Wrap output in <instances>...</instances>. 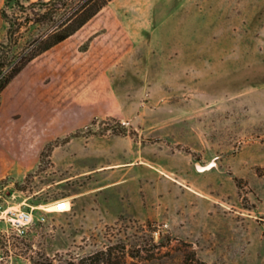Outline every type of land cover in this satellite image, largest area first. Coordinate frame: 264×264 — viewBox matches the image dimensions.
<instances>
[{
  "label": "rangeland",
  "instance_id": "obj_1",
  "mask_svg": "<svg viewBox=\"0 0 264 264\" xmlns=\"http://www.w3.org/2000/svg\"><path fill=\"white\" fill-rule=\"evenodd\" d=\"M182 1L130 13L143 23L105 4L1 92L0 264L118 241L140 249L127 264H264V0Z\"/></svg>",
  "mask_w": 264,
  "mask_h": 264
},
{
  "label": "trees",
  "instance_id": "obj_2",
  "mask_svg": "<svg viewBox=\"0 0 264 264\" xmlns=\"http://www.w3.org/2000/svg\"><path fill=\"white\" fill-rule=\"evenodd\" d=\"M27 1L28 3L25 4L23 0H5L0 8V17L7 24V41L5 43L0 42V94L29 61L73 34L110 0ZM11 4L16 6L21 12L26 13L24 18L16 11H8L7 8ZM40 8H44V11L39 12ZM29 12L33 13V19L30 17ZM43 18H48L49 20L47 27L36 34H32L27 39L29 46L17 58H9L8 53L14 45L19 43L22 37V28L30 26V23L26 22L39 21L43 20ZM112 129L116 132L130 135L133 132L125 125ZM139 251L138 247L135 251L127 249L124 242L118 241L78 258H60L58 263H54L52 258L47 257L42 261H36L35 264H127V256H136ZM189 254H185V262ZM190 256L195 262L200 261L203 264V261L196 256L194 251H192Z\"/></svg>",
  "mask_w": 264,
  "mask_h": 264
},
{
  "label": "crops",
  "instance_id": "obj_3",
  "mask_svg": "<svg viewBox=\"0 0 264 264\" xmlns=\"http://www.w3.org/2000/svg\"><path fill=\"white\" fill-rule=\"evenodd\" d=\"M170 0H163V2H169ZM230 1V0H229ZM153 0H110L105 7L112 6L114 7V14L120 16L123 20V23H143L145 18H138L137 14H130L131 12L137 13L138 11L142 10L144 7L149 6ZM184 4H187L188 10L191 8L194 9V13L198 11L207 10L210 7L211 10L214 8L224 10L225 12L229 11H237V2L236 6L233 4L232 0L227 4H220L217 0H208L206 2H202V0H183ZM4 0H0V8L3 5ZM236 7V8H235ZM103 9L99 11V14L102 12ZM215 10V9H214ZM98 14V13H97ZM221 19L220 17H216V20ZM137 20H139L137 22ZM162 23H166L167 17L163 18ZM3 20L0 17V35L3 32L2 29ZM242 23V20H241Z\"/></svg>",
  "mask_w": 264,
  "mask_h": 264
},
{
  "label": "built area",
  "instance_id": "obj_4",
  "mask_svg": "<svg viewBox=\"0 0 264 264\" xmlns=\"http://www.w3.org/2000/svg\"><path fill=\"white\" fill-rule=\"evenodd\" d=\"M0 210H1V204H0ZM15 216L12 218L14 225L17 227H22L24 226L30 219V213L27 211H12Z\"/></svg>",
  "mask_w": 264,
  "mask_h": 264
}]
</instances>
